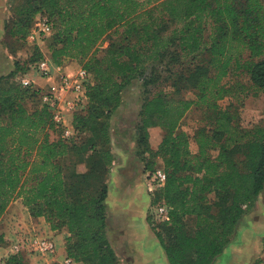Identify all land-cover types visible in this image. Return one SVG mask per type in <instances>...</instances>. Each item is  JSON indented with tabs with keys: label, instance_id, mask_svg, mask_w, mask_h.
I'll list each match as a JSON object with an SVG mask.
<instances>
[{
	"label": "trees",
	"instance_id": "1",
	"mask_svg": "<svg viewBox=\"0 0 264 264\" xmlns=\"http://www.w3.org/2000/svg\"><path fill=\"white\" fill-rule=\"evenodd\" d=\"M38 15L53 23L52 62H76L90 74L88 102L73 115L75 135L63 139L39 91L16 82L44 57L38 48L26 66L0 78V219L21 199L32 218H44L52 231L67 229V257L119 264L107 236L106 177L114 162L108 121L128 86L137 81L145 89L169 72L178 76L176 87L185 83L216 115L212 128L198 132L194 154L178 129L196 102L159 94L145 100L138 126L145 170L162 168L167 175L151 203L170 209V222L153 228L170 264H212L264 192V123L244 127L217 106L230 95L239 100L249 89L264 91V1L26 0L11 33L26 39ZM167 22L174 30L165 28ZM111 35L120 38L100 55ZM240 72L249 85L225 82ZM156 127L165 135L152 149L149 130ZM82 162L83 173L77 170ZM5 264L27 263L22 252Z\"/></svg>",
	"mask_w": 264,
	"mask_h": 264
},
{
	"label": "rangeland",
	"instance_id": "2",
	"mask_svg": "<svg viewBox=\"0 0 264 264\" xmlns=\"http://www.w3.org/2000/svg\"><path fill=\"white\" fill-rule=\"evenodd\" d=\"M166 27L168 30L172 31L176 25L173 22H167L165 28ZM119 38L120 35H111L107 37L101 44L99 50L100 55L109 48L113 41H116ZM44 42H46L48 49L51 39H46ZM72 63L76 68L82 67L79 63ZM174 67L175 69H178L179 65L176 64ZM177 77L178 76L175 74H170L169 72L162 73L159 80H155L154 83L150 84L145 89L141 86V82L135 81L123 91L122 103L120 107L112 113V116L108 121L110 128L109 132L111 136L114 134L113 136H116V138L111 144L114 162L106 177L107 184L109 185L112 182L113 184L118 185V187H120L121 184L125 190H128V185L133 186L135 190H143V194L146 196V201L148 202H151L153 193L159 188L150 191L154 186H150V180L146 178L148 173L145 170L143 147L138 145L139 138L144 136V134L138 129V126L140 125V113L145 100L152 98L155 94H159L170 100L178 101L184 99L196 102L183 118L178 129V133H185L189 137L190 148L194 154L198 152V146L196 143L198 132L204 129L209 130L213 127L215 121L216 113L212 110L206 109L205 106L198 103L196 91L189 87H183V84L185 83L179 85L180 87L174 85L176 84ZM237 81L246 85L250 84L249 77L243 72H240L237 75L233 74L230 79L225 80V82H229L233 85ZM240 99L238 100L234 95H230L225 99L220 100L217 103V106L221 110L228 109L231 114H233L234 120L244 127L253 128L262 125L264 123V91L255 93L253 90L250 91L249 89L248 96L246 98L240 97ZM123 101L125 102L126 108L123 109L116 124H113L114 115L122 108ZM156 131L158 133L150 134L149 130L148 142L152 149L158 148L165 135V131L159 127H156ZM87 154L89 155L90 153ZM87 154L83 155V158H86ZM212 154L214 155L215 153L213 152ZM71 159L76 160L78 157L72 155ZM77 170L81 173L86 172V163H80ZM112 178H115V181H113ZM262 194L263 200L260 201L261 195L253 207L246 210V213L239 222L237 231L232 238L231 245L238 243L237 248H240L239 250L242 253L241 256H235L234 264H259L260 262L259 260L264 251V192ZM111 214H113L112 224L110 226L111 232L110 228L108 230L107 226V236L110 245L119 259V264H132V258L135 251L134 243H136L135 235L131 233V228L129 230L125 228V221L119 217L116 210ZM148 222L151 225L150 230L156 235V231L153 228L154 221L151 216L148 217ZM123 234L128 235V239H125V237L122 236ZM67 238L68 237H66V239ZM153 253L155 254V252ZM218 258H216L212 264H215Z\"/></svg>",
	"mask_w": 264,
	"mask_h": 264
},
{
	"label": "crops",
	"instance_id": "3",
	"mask_svg": "<svg viewBox=\"0 0 264 264\" xmlns=\"http://www.w3.org/2000/svg\"><path fill=\"white\" fill-rule=\"evenodd\" d=\"M26 0H0V78L8 77L19 66L29 62L36 48L45 58H50L49 48L47 49L46 42L42 41L37 46L28 45L25 39H19L11 33V25L14 21L20 18V11L24 8ZM62 71L68 74H73L78 68L73 63H66L61 66ZM27 77L33 82L35 89L48 88L47 80L40 78L34 71L27 74ZM25 107L32 111V103L26 102ZM126 108L123 101L122 108L114 115V122L119 119L123 109ZM151 133H158L156 128L150 129ZM112 134V141L116 136ZM115 181V178H112ZM109 186L108 198V213L107 226L108 230L112 224V215L115 210L119 217L124 219L125 228L130 229L135 235L136 243H134V256L132 264H170L162 244L158 237L150 230L148 222L149 210L146 209V204L151 203L146 201L143 190H135L133 186L128 190L123 188V185H115L111 182ZM120 188V189H119ZM144 188V185H143ZM149 197V195H148ZM263 200V194L260 201ZM140 214L139 222H136V216ZM139 225H136V224ZM111 232V228H110ZM129 233V232H128ZM66 228L61 231H52L50 225L46 223L44 218H32L29 211L23 205L21 199L13 201L5 214L0 219V257H7L12 254V246L21 238H50L57 243V254L55 257L40 258L32 253L30 249H25L23 254L27 264H53L60 263L66 257L65 243L68 237ZM122 236L127 238L128 235ZM128 239V238H127ZM155 252V254L153 253Z\"/></svg>",
	"mask_w": 264,
	"mask_h": 264
},
{
	"label": "built area",
	"instance_id": "4",
	"mask_svg": "<svg viewBox=\"0 0 264 264\" xmlns=\"http://www.w3.org/2000/svg\"><path fill=\"white\" fill-rule=\"evenodd\" d=\"M53 33L52 20L47 15H38L25 40L28 45L37 46L50 38ZM31 71L50 82L48 88L37 89L40 104L49 109L53 124L56 128L62 129L63 139L72 138L75 135L72 125L73 115L83 109L88 102L87 86L91 81L90 74L83 67L78 68L73 74L65 73L61 66L55 65L50 58L45 57L31 65ZM27 74L18 75L16 82L24 88H33V82ZM146 178L150 180V186H154L150 191L162 188L167 181V175L162 169L153 174L148 173ZM149 215L154 223L170 222V209L164 204L151 203ZM25 249H30L33 254L43 259L55 257L57 254V246L53 239L32 237L21 238L13 244L11 255L20 254ZM7 257H0V264H5ZM59 264L81 263L66 256ZM260 264H264V251Z\"/></svg>",
	"mask_w": 264,
	"mask_h": 264
},
{
	"label": "flooded vegetation",
	"instance_id": "5",
	"mask_svg": "<svg viewBox=\"0 0 264 264\" xmlns=\"http://www.w3.org/2000/svg\"><path fill=\"white\" fill-rule=\"evenodd\" d=\"M144 197H146L144 195ZM151 203L146 204V209L144 208L143 210H150ZM149 214V213H148ZM140 214H137L136 216V222H139L140 220ZM136 225H139L138 223ZM238 247V243H235L234 245L232 244L218 260L215 262V264H234L235 263V256L239 255L241 256V251L239 250L240 248Z\"/></svg>",
	"mask_w": 264,
	"mask_h": 264
}]
</instances>
